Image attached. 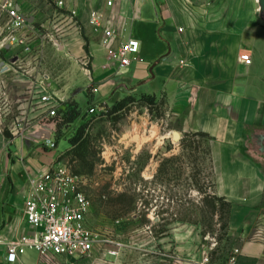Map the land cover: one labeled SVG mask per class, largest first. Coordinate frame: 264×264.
Listing matches in <instances>:
<instances>
[{
  "label": "crops",
  "instance_id": "crops-1",
  "mask_svg": "<svg viewBox=\"0 0 264 264\" xmlns=\"http://www.w3.org/2000/svg\"><path fill=\"white\" fill-rule=\"evenodd\" d=\"M9 1L28 25L19 45L8 42L10 22L0 10V264H10L7 243L33 233L24 215L29 177L61 156L44 146L53 139L57 146L60 136L58 118L48 117L40 99L55 97L60 114L76 102L75 89H91L86 114L128 95L155 96L165 101L173 132L205 136L214 194L231 206L228 237L239 251L236 264H264V18L256 0H65L61 10L52 0ZM92 13L101 17L99 27L91 24ZM105 31L117 35L112 47L140 43L129 68L108 60ZM45 68L58 75L42 81ZM195 244H176L179 264L200 263ZM101 249L96 245L92 254ZM33 254L16 264L94 259Z\"/></svg>",
  "mask_w": 264,
  "mask_h": 264
},
{
  "label": "rangeland",
  "instance_id": "rangeland-1",
  "mask_svg": "<svg viewBox=\"0 0 264 264\" xmlns=\"http://www.w3.org/2000/svg\"><path fill=\"white\" fill-rule=\"evenodd\" d=\"M56 73L45 68L41 79ZM90 92L74 90L76 102L60 113V137L52 149L57 158L64 155L85 126L87 163H95L93 174L82 179L92 205L86 223L102 248L87 258L93 264H179L183 255L175 247L181 242L196 243L200 263L208 258L209 264H228L234 251L225 228L228 209L214 197L206 139L173 132L160 104L136 102L113 113L111 102L94 105L97 115L87 116ZM71 112L76 115L67 123ZM64 163L71 172L78 166L71 157Z\"/></svg>",
  "mask_w": 264,
  "mask_h": 264
},
{
  "label": "built area",
  "instance_id": "built-area-1",
  "mask_svg": "<svg viewBox=\"0 0 264 264\" xmlns=\"http://www.w3.org/2000/svg\"><path fill=\"white\" fill-rule=\"evenodd\" d=\"M52 2L60 10L66 5L65 0ZM107 5L112 7L111 2ZM0 10L7 13L10 22L7 28V41L19 45V35L28 25L27 17L20 14L16 5L9 0L0 2ZM90 18L91 24L99 27L101 17L92 13ZM115 39L117 35L114 32H104L102 44L106 48L107 58L120 70L127 69L132 63V58L139 54L140 43L129 39L121 42L118 47H112L111 42ZM240 61L246 66L252 64L248 55H242ZM40 101L48 109L49 118L56 119L61 115L58 113V102L55 97L47 95ZM97 113L95 108L88 111L89 116H96ZM44 146L49 149L55 148L51 141H46ZM2 177L0 171V182ZM82 179L74 176L65 163L59 162L39 176L29 177L24 215L33 233L6 244L8 263L16 264L29 251H34L40 257L63 258L68 261L83 259L92 254L99 240L98 235L93 233L86 223L92 205L82 189ZM110 254L117 255L116 252ZM238 254L239 251L234 250L228 264H236ZM200 264H209V259H204Z\"/></svg>",
  "mask_w": 264,
  "mask_h": 264
},
{
  "label": "trees",
  "instance_id": "trees-1",
  "mask_svg": "<svg viewBox=\"0 0 264 264\" xmlns=\"http://www.w3.org/2000/svg\"><path fill=\"white\" fill-rule=\"evenodd\" d=\"M91 96V95H89ZM136 102H141L143 105H146L148 108H152L153 106H157L160 104L161 106H165V101L161 100L158 101V99L155 96H149V95H141L140 98L137 100L135 97L128 96L120 101H116L112 107L113 113H121L125 111L129 106H132ZM90 105V104H89ZM76 112L69 113V119L67 120V123H71L75 117ZM78 115V114H77ZM88 116V114H86ZM85 126L81 127L76 135L70 139L69 145L71 147L70 150H68L64 155L60 156L58 159L59 163H64L66 158L71 157L73 160L78 161V166L75 171L71 172L74 176L84 178V176H91L93 174V171L95 169V163L89 165L87 163L88 156L86 155V143L87 136H85ZM60 136V130L57 128V137ZM204 139L205 136L197 135ZM66 164V163H65ZM215 199L219 202H224L225 207L228 209L227 215L229 220V213H230V204L226 203L223 198H220L218 196H214ZM226 229H228V224L225 226Z\"/></svg>",
  "mask_w": 264,
  "mask_h": 264
},
{
  "label": "water",
  "instance_id": "water-1",
  "mask_svg": "<svg viewBox=\"0 0 264 264\" xmlns=\"http://www.w3.org/2000/svg\"><path fill=\"white\" fill-rule=\"evenodd\" d=\"M256 4L260 17L264 18V0H256Z\"/></svg>",
  "mask_w": 264,
  "mask_h": 264
},
{
  "label": "bare ground",
  "instance_id": "bare-ground-1",
  "mask_svg": "<svg viewBox=\"0 0 264 264\" xmlns=\"http://www.w3.org/2000/svg\"><path fill=\"white\" fill-rule=\"evenodd\" d=\"M176 139H178V135H176Z\"/></svg>",
  "mask_w": 264,
  "mask_h": 264
}]
</instances>
